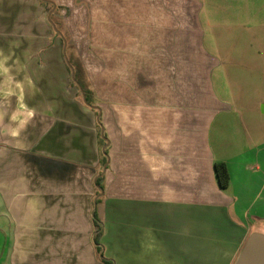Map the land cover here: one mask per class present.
<instances>
[{
    "label": "crops",
    "instance_id": "0c3cea01",
    "mask_svg": "<svg viewBox=\"0 0 264 264\" xmlns=\"http://www.w3.org/2000/svg\"><path fill=\"white\" fill-rule=\"evenodd\" d=\"M44 1L0 0V264H103L94 210L115 264H234L264 97L237 115L208 15L253 0Z\"/></svg>",
    "mask_w": 264,
    "mask_h": 264
},
{
    "label": "rangeland",
    "instance_id": "374dc122",
    "mask_svg": "<svg viewBox=\"0 0 264 264\" xmlns=\"http://www.w3.org/2000/svg\"><path fill=\"white\" fill-rule=\"evenodd\" d=\"M208 17L220 37L217 51L236 100L237 115L247 123L252 118L251 125H256L258 112L252 106L258 96L264 97V0H253L246 12L220 10L209 12Z\"/></svg>",
    "mask_w": 264,
    "mask_h": 264
},
{
    "label": "water",
    "instance_id": "95a60500",
    "mask_svg": "<svg viewBox=\"0 0 264 264\" xmlns=\"http://www.w3.org/2000/svg\"><path fill=\"white\" fill-rule=\"evenodd\" d=\"M234 264H264V234L254 231L246 238Z\"/></svg>",
    "mask_w": 264,
    "mask_h": 264
},
{
    "label": "trees",
    "instance_id": "16d2710c",
    "mask_svg": "<svg viewBox=\"0 0 264 264\" xmlns=\"http://www.w3.org/2000/svg\"><path fill=\"white\" fill-rule=\"evenodd\" d=\"M43 3L55 5L53 2L47 3L44 0H41ZM216 177L218 180V183L221 188H226L229 183V173L226 167V164L224 162H216L214 164ZM93 218H94V225H95V233H94V245L96 247V250L100 252L101 254V260L103 264H115L114 261L110 258H107L103 252L101 251V244H100V237L102 235V220L98 216L97 212L94 210L93 212Z\"/></svg>",
    "mask_w": 264,
    "mask_h": 264
}]
</instances>
